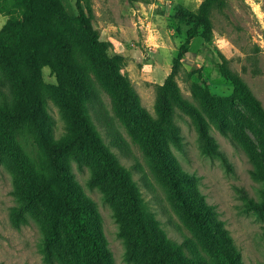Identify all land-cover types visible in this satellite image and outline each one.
Returning <instances> with one entry per match:
<instances>
[{"label": "rangeland", "instance_id": "374dc122", "mask_svg": "<svg viewBox=\"0 0 264 264\" xmlns=\"http://www.w3.org/2000/svg\"><path fill=\"white\" fill-rule=\"evenodd\" d=\"M78 1L90 7L99 39L106 42L109 55L120 58L146 113L155 114L158 90L171 75L181 95L201 111L213 144L202 138L194 114L177 107L173 120L180 138H167L165 158L173 169H184L190 176L181 184L187 200L195 203L200 194L212 205L241 264H264V119L243 101L231 100L232 84L219 69L225 57L264 107V0H213L211 4L209 0H61L74 23ZM178 5L208 15V39L200 34L187 38L188 24L175 18ZM21 9L0 10V29L10 16L20 18ZM50 56L56 69L58 52L52 50ZM42 77L46 83H57L50 65L42 67ZM96 93L104 119L100 122L92 111L93 121L106 143L111 137L119 141L110 145L111 150L130 171L142 206L172 242L182 244L183 235L195 237L143 146L144 123L128 131L113 115L108 93L101 88ZM205 96L221 99V123L201 109L199 102ZM48 111L52 121L46 129L59 136L65 131L64 116L52 100ZM105 124L113 125L111 136ZM23 159H14L0 148V264H51L48 256L54 264H83L81 253L63 231L47 240L46 206L22 199L20 190L29 178ZM69 168L78 186L96 203L94 224L107 240L115 264H140L120 231L119 194L95 160L90 155L73 158ZM187 246L182 249L188 254Z\"/></svg>", "mask_w": 264, "mask_h": 264}, {"label": "trees", "instance_id": "16d2710c", "mask_svg": "<svg viewBox=\"0 0 264 264\" xmlns=\"http://www.w3.org/2000/svg\"><path fill=\"white\" fill-rule=\"evenodd\" d=\"M82 2L77 3L74 23L61 0H0V10L8 13L15 12L11 8H22L20 18L10 16L0 29V148L14 159L24 157L21 164L29 178L20 190L22 199L28 204L42 203L48 209V241L63 231L73 249L81 253L83 264H115L107 240L94 224L96 203L78 186L69 168L70 159L90 155L119 194L116 214L120 231L140 264H241L239 252L212 205L200 194L190 203L181 187L190 176L184 169H173L165 158L167 138H180L173 120L177 107L194 114L202 138L213 144L201 111L181 95L171 75L158 90L155 114L146 113L120 58L107 53L106 42L93 27L92 11ZM175 18L188 24V39L198 34L209 38L207 14L178 5ZM52 50L58 52L56 69L50 59ZM44 65L53 67L56 84L43 80ZM219 69L232 84L231 100L243 101L264 119L263 105L225 57ZM97 88L108 93L113 115L125 129L132 132L144 123L143 146L195 237L183 235L182 244L172 242L142 206L130 171L111 150L110 145H119V141L111 137L110 144L106 143L93 121L92 111L100 122L104 119ZM49 100L57 104L65 119V131L59 136L46 129L52 121ZM199 105L222 122L220 98L205 96ZM112 126L106 125L108 135ZM183 245H188L190 253ZM48 259L54 264L50 256Z\"/></svg>", "mask_w": 264, "mask_h": 264}]
</instances>
